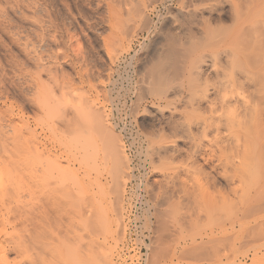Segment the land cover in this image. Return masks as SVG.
<instances>
[{
    "label": "rangeland",
    "instance_id": "374dc122",
    "mask_svg": "<svg viewBox=\"0 0 264 264\" xmlns=\"http://www.w3.org/2000/svg\"><path fill=\"white\" fill-rule=\"evenodd\" d=\"M160 1L0 0V224L5 225H0V232H34L32 220L40 216L56 222L52 223L56 227L60 219L69 217V255L65 252L69 264H105L106 260L116 264L129 224L134 223L149 236L145 264H250L252 252H260L257 246L264 239L254 241L249 235L262 229L255 227L257 220L250 212L255 202L236 199L245 187L251 194L256 186L263 189V177L248 178L245 187L241 182L238 195L237 183L232 190L237 189L236 194L226 196L232 204L220 196L229 207L220 199L217 209L214 203L219 196L214 202L215 190L208 185L204 189V173L188 171L185 177L179 157L164 156L160 167L147 153V138L158 129L146 111L152 110L155 93L141 94L139 88L156 39L147 34L140 14L132 9L143 8L149 28L162 31L179 0ZM258 16L247 24H259ZM263 98L264 94L261 102ZM90 108L103 115L123 145L127 174L119 191L110 164L102 159L104 142L92 126L95 123L86 118ZM88 152L92 156H85ZM258 153L253 156L264 165V147ZM171 164L174 171L176 166L180 170L173 174ZM47 169L55 172L49 175ZM42 172L54 175L53 182L48 178L40 179H46L47 186L36 182ZM169 173L171 178L177 174L189 183L196 181L197 197L192 200L181 192L176 196L178 181L177 188H171L170 177L164 182ZM214 206L216 212L224 207V214L232 210L233 216L217 212L219 217ZM247 206L244 214L252 216L243 217L242 208L248 210ZM260 214L264 220V211ZM223 217L232 226L226 232L218 228ZM63 253L59 254L64 259L58 254L57 259L66 261ZM48 258H44L47 263L59 262Z\"/></svg>",
    "mask_w": 264,
    "mask_h": 264
},
{
    "label": "bare ground",
    "instance_id": "6f19581e",
    "mask_svg": "<svg viewBox=\"0 0 264 264\" xmlns=\"http://www.w3.org/2000/svg\"><path fill=\"white\" fill-rule=\"evenodd\" d=\"M132 11L135 14H140L144 25L148 28L147 34L156 39L152 46L153 56L148 61L147 69L144 71L146 76L141 78L139 88L142 91L141 94L146 91L155 93L151 102L152 110H146L147 114L158 125V129L147 138L148 155L153 156L156 162H160V167L163 159H165L164 156L179 157L181 162L185 163H181V170L185 171L181 173H184L185 177L189 173L188 171L204 173L203 179L205 181L206 178L207 183L205 186L208 185L215 190L212 191L213 195L216 194L213 200L217 196H222V198L225 197V201L229 205L232 204L230 203L232 199L228 197L229 200H227L226 196L229 195V192L230 195L231 192L233 193L232 190L237 183L239 186L242 182L245 187L244 181L248 178H264V165H262L261 160H257L258 157L253 156V153H258V150H262L264 147V98L261 102V96L263 97L264 94V90L262 91V86L264 89L262 81L264 78V0H179L175 12L167 17V27L164 30L161 29L162 31L149 28V19L143 13V8L133 7ZM256 15H259V24H247L248 20ZM86 115H88L86 116L87 119L90 118L95 123L92 126L97 128L95 131L99 133L98 137H101L104 142L103 149L105 152L102 159L107 160L110 164V169L114 172L112 174L115 180V188L119 191L125 181L124 176L127 174L125 167L128 160L124 155L123 145L99 111L90 108ZM79 138H85V135L82 134L80 137L79 134ZM79 145L84 146L85 143ZM86 155L92 156L91 153H85ZM48 168L51 169L52 167L49 165ZM176 168L180 170V167L176 166ZM52 171L45 172H49L50 175ZM175 171L171 172L175 174L177 172ZM42 173L38 175L39 179L37 174L35 175L37 177L36 182L39 180L41 185L46 182L47 178L48 180L55 179L54 175L53 179V177H49V175L47 177V174ZM6 174L8 173L6 172ZM160 174L165 175L166 173L161 172ZM173 174L172 177L174 178L170 177V173L167 174L169 176H165V178L167 177L168 180L163 178L164 182L167 183L171 179V188L179 186L178 191L175 192L176 196L179 197L178 194L181 192L183 196L193 197L192 200H194L195 195L197 197L195 193L197 190L196 181L189 183L186 181L187 178L182 177L181 180L177 174L176 176ZM36 177L34 178L36 179ZM43 178L46 179L40 180ZM0 180V187L3 188L2 178ZM176 181H178V186ZM46 183L45 186L48 185ZM198 183L200 187L204 186V184L201 186L202 183ZM54 184L57 183L54 182ZM205 186L204 189L208 190V186L206 188ZM238 186L239 191L237 192L235 188L236 191L234 190L233 194L237 192L238 195L243 189V186ZM257 187L258 192L255 189V193L253 190L252 194L246 192L245 187L244 192L242 190V194H239L240 198L236 200L245 203V199L248 198L255 202L252 205L254 206L253 211L250 212H253L254 221L257 220V226L254 223L255 227H261L264 230V220L260 214L264 211V188ZM169 193L171 194V192ZM173 195L172 193L171 196ZM237 195H233L234 198ZM233 196L231 197L233 198ZM219 197L216 201L217 204L214 200L216 206L220 205L218 200L221 199V202H224ZM223 202L221 205L225 206L226 204ZM252 206L250 205V208ZM250 208L248 207V210L246 207L245 210L242 208V214L244 211L248 212ZM217 209L215 207V212ZM239 209L241 210V208ZM231 211H225V213L231 217L233 216ZM217 212L218 214L220 212L222 216H227L224 214V207ZM17 213L19 212L17 211ZM237 213L238 211L235 212V214ZM251 213L245 214L250 216ZM245 214L242 216L244 217ZM227 217H223L222 220L225 223L223 222L222 225L218 226V228L221 226L220 228L224 232L232 227L227 225L228 221H225L228 220ZM19 219L21 220V218ZM59 221L56 227V222L46 216H40V218L32 220L35 222L34 232H0V264H44V262L47 263L44 258L49 257L48 259H50L52 255H54V258H51L52 261L56 258L59 262L55 260L56 263L50 261L47 264H59L60 261L61 264H69V217L65 218L64 221L61 219ZM259 221L261 223H258ZM162 223L165 224L164 220ZM212 224L214 226L217 222ZM0 225L5 226L4 223ZM163 225L160 226L161 229ZM262 229L259 228V233L255 232L257 237L253 236L255 233H249V235L252 234V240L264 239ZM261 231L263 232L261 233ZM160 246L162 247V245ZM260 247L259 253L252 252V259L251 256L249 257L252 261L250 264H264V243L258 244L257 251ZM45 251H48L50 256ZM50 251H53V254ZM62 251H64V257L66 256L65 252L68 254V257H65L66 261L57 259L61 256L59 253ZM57 254L60 256H56ZM81 263L83 264V262ZM105 264L110 263L106 260Z\"/></svg>",
    "mask_w": 264,
    "mask_h": 264
},
{
    "label": "built area",
    "instance_id": "2783aa9c",
    "mask_svg": "<svg viewBox=\"0 0 264 264\" xmlns=\"http://www.w3.org/2000/svg\"><path fill=\"white\" fill-rule=\"evenodd\" d=\"M124 244L115 256L116 264H145L148 258L147 232H139L138 225L129 224Z\"/></svg>",
    "mask_w": 264,
    "mask_h": 264
}]
</instances>
